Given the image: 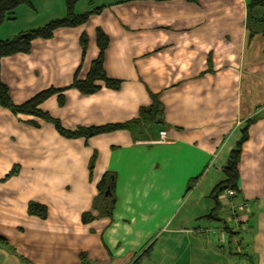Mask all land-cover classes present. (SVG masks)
I'll return each instance as SVG.
<instances>
[{
  "label": "crops",
  "instance_id": "obj_1",
  "mask_svg": "<svg viewBox=\"0 0 264 264\" xmlns=\"http://www.w3.org/2000/svg\"><path fill=\"white\" fill-rule=\"evenodd\" d=\"M99 8L86 24L57 29L35 40L29 54L1 60L13 103L70 87L78 70L85 80L99 55L100 29L109 39L104 71L121 81L120 91L83 96L68 89L63 107L53 96L40 109L75 131L135 120L152 105V93L163 126L65 139L50 123L0 108V181L19 168L0 182V237L7 242L0 264H264V41L246 28L247 0H79L75 14ZM66 15L65 0H30L0 28V41ZM254 115L237 167L238 194L224 191L215 200L219 170ZM107 172L117 176L113 220L84 225L83 214H97L93 202ZM29 202L46 206L47 220L30 217ZM234 250L255 258L238 263Z\"/></svg>",
  "mask_w": 264,
  "mask_h": 264
},
{
  "label": "trees",
  "instance_id": "obj_2",
  "mask_svg": "<svg viewBox=\"0 0 264 264\" xmlns=\"http://www.w3.org/2000/svg\"><path fill=\"white\" fill-rule=\"evenodd\" d=\"M67 15L63 19H58L49 22L42 28L30 30L28 32L21 33L15 36L13 39L0 41V108L9 111L14 116H31L39 118L47 123L52 124L57 132L65 138L85 140L93 137L109 134L117 131H132L137 126L152 127V126H163V107L158 101V96L150 93L152 105L149 107L141 108L139 110V116L137 119L128 121L121 124H110L102 127H91V128H79L74 132L66 131L63 129L59 120L52 118L49 114L41 111L40 106L53 96H57L59 106L62 107L65 104L64 92L68 89L78 91L83 96H92L99 93L102 89L118 92L121 89V81L111 80L106 76L104 71V58L105 51L109 45V39L100 30L96 31L97 46L99 49L98 58L92 62L90 70L85 80H79L77 74L70 87L66 89H49L41 92L34 98L22 105H16L13 103L9 88L2 82L1 79V60L3 58L12 57L15 55H27L31 52L32 43L37 39L49 40L53 37L54 32L60 28H77L86 24L89 18L93 15L101 13L102 8L95 9L82 15L75 14V7L79 0H65ZM188 3L196 4L199 0H186ZM23 5L30 6V0H0V28L3 24L9 20H12L13 14L17 8ZM246 28L250 34V37L260 35L264 41V0H247V18ZM80 44L83 52V58L87 52L88 37L83 34L80 39ZM264 52V51H263ZM259 115H254L251 119L247 120L241 129V138L237 142L236 148L231 151L228 162L223 169V175L225 179L215 187L212 197L216 200L217 196L228 190H234L237 196V182L239 179L238 175V164L241 156V150L243 144L248 139L249 128L258 120ZM29 124L38 127V124L31 121ZM97 159L96 153L93 154L89 163V174L93 175L95 169V162ZM18 168H13L11 172L3 179V182L9 178L16 176ZM197 179H193L189 183V191L195 184ZM117 176L115 173L107 172L102 177L98 184L97 192L98 196L93 202V210L99 213L100 218H112V213L115 208L117 198L115 195ZM110 193L105 196L107 191ZM234 197V198H235ZM28 215L33 216L39 220H46L48 217V210L45 206L35 202H29L28 204ZM212 215H210L211 217ZM235 219V215H232ZM93 220L90 214H84L82 221L84 224H88ZM232 238V235L230 236ZM0 245L7 246V242L4 238L0 237ZM142 255L141 257H143Z\"/></svg>",
  "mask_w": 264,
  "mask_h": 264
},
{
  "label": "rangeland",
  "instance_id": "obj_3",
  "mask_svg": "<svg viewBox=\"0 0 264 264\" xmlns=\"http://www.w3.org/2000/svg\"><path fill=\"white\" fill-rule=\"evenodd\" d=\"M63 107V106H62ZM42 111V110H41ZM9 112V111H8ZM48 114V113H47ZM60 123H61V121H60ZM62 125V124H61ZM34 126V125H33ZM55 128V127H54ZM81 128H84V127H81ZM64 129V128H63ZM79 129V128H78ZM56 130V129H55ZM66 130V129H65ZM57 131V130H56ZM66 131H68V130H66ZM76 131V130H75ZM71 132H74V131H71ZM62 137V136H61ZM63 138H65V137H63ZM65 139H69V138H65ZM227 164V163H226ZM13 168H18V166H15V167H13ZM12 168V169H13ZM11 169V170H12ZM223 171V169H220L219 171ZM11 172V171H10ZM9 172V173H10ZM18 172H19V168H18ZM215 172L216 171H213V173L215 174ZM8 173V174H9ZM7 174V175H8ZM18 174V173H17ZM7 175L4 177V178H6L7 177ZM14 177V176H13ZM3 178V179H4ZM223 178L225 179V176L223 175ZM3 179L0 181L1 183H4V182H6V181H8V180H6V181H4L3 182ZM117 182V181H116ZM98 187V186H97ZM109 191V190H108ZM107 193V192H106ZM106 193H105V196H107L106 195ZM109 193H110V191H109ZM115 195H116V186H115ZM97 196H98V192H97ZM96 196V197H97ZM29 204V203H28ZM46 207V206H45ZM47 208V207H46ZM27 210H28V206H27ZM48 210V209H47ZM28 212V211H27ZM93 212H96L97 214L94 216V215H92L91 213H85V214H90L91 216H92V218H93V220L91 221V222H93V221H95V220H98V219H101L100 217H99V213L97 212V211H93ZM84 215V214H83ZM83 215H82V217H83ZM30 217H33V216H30ZM238 217V216H237ZM48 218V217H47ZM103 218H105V217H103ZM219 222L217 223V224H220V225H223V222H224V220H226L228 217H227V214H225V212L224 211H221L220 213H219ZM47 220V219H46ZM110 220H113L112 218L110 219ZM40 221H42V220H40ZM43 221H45V220H43ZM83 222V221H82ZM91 222H89L88 224H90ZM84 224V223H83ZM84 225H87V224H84ZM227 249H229L228 247H227ZM243 251V255L244 256H239L238 255V253H236V251L234 250V258L237 260V262L239 263L240 261H243V258H245L246 256H249V257H251L252 259L253 258H255V256L253 255V253L250 251V250H242ZM227 253H228V251H227ZM254 261V260H253ZM252 263H254V262H252Z\"/></svg>",
  "mask_w": 264,
  "mask_h": 264
},
{
  "label": "built area",
  "instance_id": "obj_4",
  "mask_svg": "<svg viewBox=\"0 0 264 264\" xmlns=\"http://www.w3.org/2000/svg\"><path fill=\"white\" fill-rule=\"evenodd\" d=\"M166 138H167V132L166 131H161L160 132V140H161V142H164L166 140ZM235 195H236V193H235L234 190L226 191V196L229 197V198H234ZM240 206H241V209H244L246 207L245 204L240 205ZM235 219H236V221L238 223H240V221H243V219L241 217H239V216L238 217L236 216Z\"/></svg>",
  "mask_w": 264,
  "mask_h": 264
},
{
  "label": "water",
  "instance_id": "obj_5",
  "mask_svg": "<svg viewBox=\"0 0 264 264\" xmlns=\"http://www.w3.org/2000/svg\"><path fill=\"white\" fill-rule=\"evenodd\" d=\"M108 194H109V191H107L106 195H108Z\"/></svg>",
  "mask_w": 264,
  "mask_h": 264
}]
</instances>
